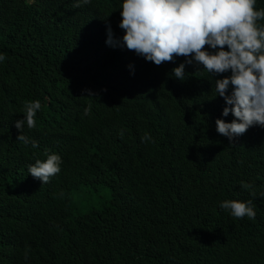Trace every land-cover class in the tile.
I'll return each instance as SVG.
<instances>
[{
	"label": "trees",
	"instance_id": "obj_1",
	"mask_svg": "<svg viewBox=\"0 0 264 264\" xmlns=\"http://www.w3.org/2000/svg\"><path fill=\"white\" fill-rule=\"evenodd\" d=\"M74 4L0 0V264H264L263 229L219 207L224 199L257 200L255 218L264 222V128L250 126L233 143L218 134L224 101L213 98L218 77L209 73L210 83L179 81L154 64L141 70L136 93L132 78L109 64L117 49L105 43L120 0ZM254 8L264 9V0ZM88 53L98 64L84 77L117 79L118 87L117 102L93 114L66 77L76 79L68 71ZM21 64L27 79L48 73L55 87L56 105L23 129L35 149L16 140L13 123L35 95L26 96ZM55 97L88 111L50 133ZM45 150L63 162L41 184L27 166Z\"/></svg>",
	"mask_w": 264,
	"mask_h": 264
},
{
	"label": "clouds",
	"instance_id": "obj_2",
	"mask_svg": "<svg viewBox=\"0 0 264 264\" xmlns=\"http://www.w3.org/2000/svg\"><path fill=\"white\" fill-rule=\"evenodd\" d=\"M89 3L90 0H75L74 6ZM256 3L257 0H120L116 28L112 30L106 24L105 43L117 49L109 57V64L121 76L132 78L136 93L141 70H152L154 64L161 66L162 71L171 70L179 81L189 77L210 83L212 78L208 73L218 77L214 79L213 98L221 97L224 104L215 118V131L233 143L250 126L264 128V24L257 23L264 18V9L254 8ZM181 56L183 60L174 66ZM4 61L5 54L0 52V63ZM97 64V58L88 53L68 71L76 79L66 75L71 94L89 99L92 114L117 102L114 95L118 92L117 79L103 82L104 78L84 77ZM25 71L21 64L17 75L28 82L27 98L35 95L24 103L20 110L23 116L13 123L19 130L16 140L35 149L36 140L26 136L23 129L34 128L39 111L55 104V99L49 97L55 87L50 74L45 73V78L34 81L37 72L27 79ZM91 82L98 85L93 86ZM55 98L59 103L57 124L46 127V131L62 132L73 119L84 115L82 112L87 114V108L83 111L74 102ZM143 139L150 137L145 134ZM45 152L43 160L37 158L27 166V173L41 184L59 173L63 162L58 152ZM219 207L236 220H253L252 231L258 227L264 231V222L255 218L259 208L257 200L224 199Z\"/></svg>",
	"mask_w": 264,
	"mask_h": 264
},
{
	"label": "rangeland",
	"instance_id": "obj_3",
	"mask_svg": "<svg viewBox=\"0 0 264 264\" xmlns=\"http://www.w3.org/2000/svg\"><path fill=\"white\" fill-rule=\"evenodd\" d=\"M105 194H106V193L103 192V193H102V196H104ZM76 201H77V200H76Z\"/></svg>",
	"mask_w": 264,
	"mask_h": 264
}]
</instances>
